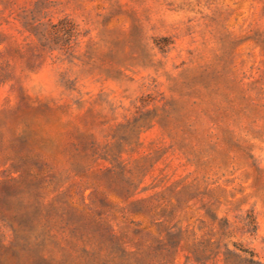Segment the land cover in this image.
I'll list each match as a JSON object with an SVG mask.
<instances>
[{
    "label": "rangeland",
    "instance_id": "obj_1",
    "mask_svg": "<svg viewBox=\"0 0 264 264\" xmlns=\"http://www.w3.org/2000/svg\"><path fill=\"white\" fill-rule=\"evenodd\" d=\"M0 264H264V0H0Z\"/></svg>",
    "mask_w": 264,
    "mask_h": 264
}]
</instances>
